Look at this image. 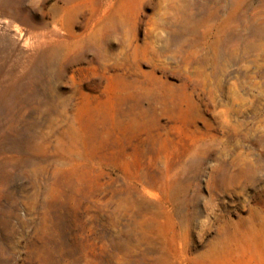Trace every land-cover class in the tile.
<instances>
[{
    "label": "rangeland",
    "instance_id": "rangeland-1",
    "mask_svg": "<svg viewBox=\"0 0 264 264\" xmlns=\"http://www.w3.org/2000/svg\"><path fill=\"white\" fill-rule=\"evenodd\" d=\"M0 264H264V0H0Z\"/></svg>",
    "mask_w": 264,
    "mask_h": 264
}]
</instances>
